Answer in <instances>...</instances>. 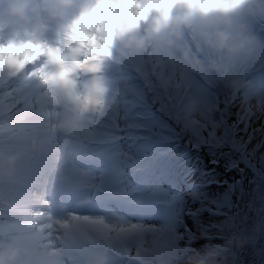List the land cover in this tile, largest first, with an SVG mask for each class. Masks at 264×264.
I'll list each match as a JSON object with an SVG mask.
<instances>
[{"label": "rangeland", "instance_id": "rangeland-1", "mask_svg": "<svg viewBox=\"0 0 264 264\" xmlns=\"http://www.w3.org/2000/svg\"><path fill=\"white\" fill-rule=\"evenodd\" d=\"M145 50L134 61L130 59L131 64L126 61L130 64L124 67L128 76L117 89V103L112 99L114 84L124 75L115 72L106 115L89 119L109 120V129L119 128L115 134L107 131L119 143V170L127 161L138 163L137 169H150L152 180L125 179L112 204L130 212L131 217L115 224L104 220L101 225L83 223L88 233L114 242L112 226L124 229V239L116 240L123 244L122 264H148L157 248L171 250L177 264H182L185 253L204 249L219 252V264H264V83L259 81L261 71L254 72L258 55L244 65L239 85L225 93L211 84L206 86L200 69L186 72L184 81L179 79L182 84H170L168 75L180 67L168 71L159 65L165 59L162 50L156 49L161 55L154 48ZM148 57L154 58L150 61ZM29 90L28 86L26 92ZM45 99L30 93L28 112L14 118L12 109H1L6 103L0 95V141L8 134L3 127L10 120L26 116L36 120L38 128L26 121L22 129L14 126L12 134L32 137V132L44 130L46 125L49 132L55 131L50 110L41 109L39 114L34 110ZM87 127L78 130L88 141L102 140L104 128L86 131ZM20 143L8 142L4 156L0 155V242L14 237L30 247L44 244L52 248L60 264L74 251L73 241L70 233L58 236L56 231L61 228L55 229L49 214L40 208L28 215L30 220L23 214L20 179L28 175L34 158H25L31 151L26 145L20 152ZM12 154L16 160L5 169L2 162ZM73 224L80 225V221ZM35 230L42 231L34 235Z\"/></svg>", "mask_w": 264, "mask_h": 264}, {"label": "clouds", "instance_id": "clouds-1", "mask_svg": "<svg viewBox=\"0 0 264 264\" xmlns=\"http://www.w3.org/2000/svg\"><path fill=\"white\" fill-rule=\"evenodd\" d=\"M261 32L264 0H0V84L41 74L69 105L66 128L73 132L89 117L106 115L109 65L147 48L164 49L186 71L203 70L206 86L227 93L239 85L246 63L257 53L264 57ZM15 160L7 156L5 169ZM77 191L92 195L91 188ZM219 257L204 249L180 259L182 264H219ZM0 264L56 261L13 237L0 242ZM84 264H106L104 248L91 250ZM148 264L177 261L171 250L157 248Z\"/></svg>", "mask_w": 264, "mask_h": 264}, {"label": "bare ground", "instance_id": "bare-ground-1", "mask_svg": "<svg viewBox=\"0 0 264 264\" xmlns=\"http://www.w3.org/2000/svg\"><path fill=\"white\" fill-rule=\"evenodd\" d=\"M45 86L47 87L49 92L54 93L52 90H50L48 88V86L46 84H45ZM63 111L68 113V115H69V112L66 109H64ZM63 118L67 119L68 116L66 114H64ZM86 127H87V124H85V126H83L81 129H85ZM60 129L65 130L59 136L61 137V139H60L61 146L65 147V149H66V151H61V153H60L61 159L60 160H62V159L66 160V158H67L66 155H68V154L69 155H73V156L77 155V156H80L82 158L86 157L87 160L89 159V157H91L92 159H94L97 162V166H96L97 170L100 171L101 173H104V172H107V171L111 170L113 168V166L116 164L117 156H116V154L114 152H111V153H108V154L104 155V154H101L98 151H94L92 154H88V153H86V150H84L82 148L81 139L76 137L78 135H72L71 132H69L67 130L66 123L62 127H60ZM66 147H69L70 149H68ZM36 166L37 165H35V167ZM65 170H66L65 167L57 166V168L55 169V171L52 174V176L53 177L54 176L55 177H59L65 172ZM80 173L82 175L81 180L84 183H88L91 180L95 179V177H96L95 174H93L91 171H83L82 170ZM96 207H98V206H96ZM93 210H95V209H93ZM119 215H121V214H118V217L111 216L110 218H113V219L116 218L118 220H122L123 217L119 216Z\"/></svg>", "mask_w": 264, "mask_h": 264}, {"label": "snow or ice", "instance_id": "snow-or-ice-1", "mask_svg": "<svg viewBox=\"0 0 264 264\" xmlns=\"http://www.w3.org/2000/svg\"><path fill=\"white\" fill-rule=\"evenodd\" d=\"M100 223H102V221H99Z\"/></svg>", "mask_w": 264, "mask_h": 264}]
</instances>
